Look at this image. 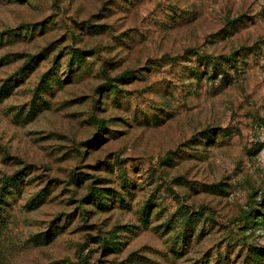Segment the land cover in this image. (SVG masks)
<instances>
[{
    "label": "rangeland",
    "instance_id": "rangeland-1",
    "mask_svg": "<svg viewBox=\"0 0 264 264\" xmlns=\"http://www.w3.org/2000/svg\"><path fill=\"white\" fill-rule=\"evenodd\" d=\"M0 95V264H264V0H0Z\"/></svg>",
    "mask_w": 264,
    "mask_h": 264
},
{
    "label": "trees",
    "instance_id": "trees-1",
    "mask_svg": "<svg viewBox=\"0 0 264 264\" xmlns=\"http://www.w3.org/2000/svg\"><path fill=\"white\" fill-rule=\"evenodd\" d=\"M10 30H8L7 31V34H9L8 32H9ZM12 32H13V30H11ZM81 57V54H78L77 55V58L79 59ZM34 58L35 57H31V60L33 61L34 60ZM225 61H229L230 60V57L228 56V57H222ZM23 68H24V66H23ZM22 68V69H23ZM21 69V70H22ZM18 73V72H17ZM18 74H20V73H18ZM7 81H9V80H7ZM6 81V82H7ZM112 87V86H111ZM112 88H115L114 86L112 87ZM1 96V95H0ZM99 129H105V125H104V122L103 121H99ZM18 178V179H17ZM18 180H22L21 179V177L19 176V174H16V175H14V176H12V177H7V178H5L3 181H2V186H1V191H0V202H4V198H2V196H5V194L7 195L8 193H9V191H11L10 189H9V186L10 187H15L17 184H18ZM92 200H101V196L98 194V192H95L94 193V195H93V197H92ZM251 211V210H250ZM247 212V214L246 215H248V214H251V212ZM199 219L198 218H196V219H194V221H198ZM106 242L107 241H105V240H103L101 243H102V245L104 244L105 245V247H106ZM103 249L104 250H109L110 251V249L111 248H109V249H106V248H104L103 247ZM251 252H252V254H254V255H260L259 254V250L257 249V248H253L252 250H251ZM78 264H87V258H80V261H79V263Z\"/></svg>",
    "mask_w": 264,
    "mask_h": 264
}]
</instances>
